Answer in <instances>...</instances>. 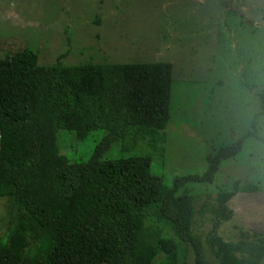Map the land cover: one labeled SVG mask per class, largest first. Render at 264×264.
Wrapping results in <instances>:
<instances>
[{
  "label": "trees",
  "instance_id": "1",
  "mask_svg": "<svg viewBox=\"0 0 264 264\" xmlns=\"http://www.w3.org/2000/svg\"><path fill=\"white\" fill-rule=\"evenodd\" d=\"M37 61L29 49L0 57V264H152L159 252L160 264H187L189 255L193 264H260L263 234L240 231L226 241L218 233L232 217L233 194L249 188L235 181L197 217L190 185L213 182L222 162L257 137L264 89L251 130L207 156L202 173L166 185L148 154L100 157L114 141L165 142L169 62ZM100 128L106 135L88 160L60 152V129L84 139Z\"/></svg>",
  "mask_w": 264,
  "mask_h": 264
},
{
  "label": "rangeland",
  "instance_id": "2",
  "mask_svg": "<svg viewBox=\"0 0 264 264\" xmlns=\"http://www.w3.org/2000/svg\"><path fill=\"white\" fill-rule=\"evenodd\" d=\"M23 49L43 66L169 62L165 142L114 141L100 157L148 154L151 171L169 185L175 176L202 173L207 156L251 130L264 89V0H0V57ZM257 129L213 182L190 185L197 217L218 192L233 191L235 181L249 188L228 202L232 217L218 229L226 241L240 231L264 235V114ZM105 135L100 128L77 139L60 129L57 144L68 159L86 161ZM4 208L0 200V223ZM164 259L159 252L151 263ZM186 263L193 264L192 255Z\"/></svg>",
  "mask_w": 264,
  "mask_h": 264
}]
</instances>
